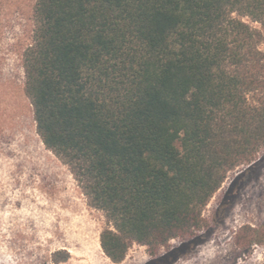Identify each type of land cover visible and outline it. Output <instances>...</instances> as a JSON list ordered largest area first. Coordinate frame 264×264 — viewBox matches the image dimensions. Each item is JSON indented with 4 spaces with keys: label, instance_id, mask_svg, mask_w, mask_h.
<instances>
[{
    "label": "trees",
    "instance_id": "trees-1",
    "mask_svg": "<svg viewBox=\"0 0 264 264\" xmlns=\"http://www.w3.org/2000/svg\"><path fill=\"white\" fill-rule=\"evenodd\" d=\"M30 13L36 130L104 212L107 257L202 228L228 174L264 148V0H33Z\"/></svg>",
    "mask_w": 264,
    "mask_h": 264
},
{
    "label": "rangeland",
    "instance_id": "rangeland-1",
    "mask_svg": "<svg viewBox=\"0 0 264 264\" xmlns=\"http://www.w3.org/2000/svg\"><path fill=\"white\" fill-rule=\"evenodd\" d=\"M32 1L0 0V264H149L183 243L171 264H264V243L251 239V228L264 230V148L228 174L204 210L202 228L155 254L134 243L123 262L107 257L101 246L107 218L45 147L25 93L22 53L31 42ZM60 250L70 257L56 263Z\"/></svg>",
    "mask_w": 264,
    "mask_h": 264
}]
</instances>
